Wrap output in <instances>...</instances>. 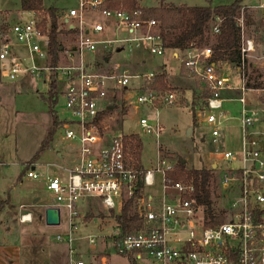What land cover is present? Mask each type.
Listing matches in <instances>:
<instances>
[{"label": "built area", "instance_id": "2783aa9c", "mask_svg": "<svg viewBox=\"0 0 264 264\" xmlns=\"http://www.w3.org/2000/svg\"><path fill=\"white\" fill-rule=\"evenodd\" d=\"M106 1L78 0V7L61 17L62 25L74 31L76 41L66 51L61 49L60 56H64H59L56 64L48 53V32L42 30L35 13H30L31 20L13 25L12 37L4 40L0 50L1 79L19 82L29 77L31 82H40L48 88L55 82L60 89L59 97L64 100V118L58 115L61 121L58 133L65 144L67 165H49L55 167L52 173L40 172L36 166L26 172L27 178L45 183L52 197L45 209L57 208L61 223L62 212L65 214L69 235L58 236L56 241L69 244L70 264H88L78 257L72 244L74 232L85 225L91 204L98 202L115 216L131 204L141 225L128 230L117 226L118 234L108 236L114 251L131 259V264H264V157L259 141L253 138L256 135L250 132L258 112L249 107L244 97L247 91L244 79L242 97L229 99L226 93L236 89L229 85L223 62L211 63V48L167 50L156 21L143 20L139 10L104 9ZM257 8L264 10V0H259ZM92 12L100 13L105 23L89 21ZM239 23L243 27V18ZM108 26L129 37L97 40ZM214 33H219L218 25ZM112 43L127 45L131 50L145 49L160 58L170 51L178 61L179 72L202 84L208 92L205 110L199 114L212 129L214 143L226 122L224 105L230 102L241 105L242 168L233 172L241 171L242 175L239 178L231 174L222 180L223 194L213 196L212 213L198 201L193 183L167 180L166 173L173 171L175 164L159 160L154 168L145 170L131 151L127 136L106 138L101 127L104 117L99 116L112 109L110 94L115 98L117 91H125L126 107L135 112L142 107H173L178 101L173 91L151 88L157 76L154 72L129 75L127 71L120 72V66L101 72L96 64L87 62L86 55L95 54L99 44ZM255 50L254 40L243 34L242 68ZM131 80L137 82L136 86H130ZM138 122L147 135L159 141V123H150L144 117ZM216 156L221 162L238 161L231 152H218ZM158 175L162 177L161 196H154L147 189L156 187ZM220 217L222 222L217 223ZM19 222L31 223L32 214L21 213ZM88 241L95 245L96 237L90 235ZM100 264H108V258L101 257Z\"/></svg>", "mask_w": 264, "mask_h": 264}, {"label": "rangeland", "instance_id": "374dc122", "mask_svg": "<svg viewBox=\"0 0 264 264\" xmlns=\"http://www.w3.org/2000/svg\"><path fill=\"white\" fill-rule=\"evenodd\" d=\"M169 1L176 2V0H139V5L142 8H149L145 6L172 4ZM213 1L218 5H229L235 0ZM249 1L258 2L259 0H248L247 2ZM193 2L194 5H201L200 0ZM76 7H78V0H44V8L58 10L59 25L67 32L59 37L65 51L74 45L76 35L68 33L65 24L61 25V17L68 10ZM258 14L262 17L260 12ZM35 15L40 18L44 16V13ZM32 16L33 14L21 11L19 0H0V50L4 45V40L12 37L13 25L20 21L27 22ZM88 20L105 23L104 18L98 12H92ZM249 35L250 33L245 30V38L254 40V37ZM127 37L129 36L120 34L113 27L108 26L106 32L97 36L96 39L106 41ZM253 54L255 58H252ZM63 56L61 54L60 57L63 58ZM104 59H107L106 63ZM86 60L92 64L97 63L96 68L98 67L97 69L101 72H108L120 66V72L127 71L129 75H133L136 73L134 67L140 69L139 73H145L144 69L147 66L140 67L141 61L144 60L147 65L154 66L161 62L162 58L153 56L145 49L131 50L127 45L112 43L110 46L99 44L95 54H87ZM248 60L259 63V66L263 64L261 72L264 74V48H259L257 53L255 50ZM61 61L68 63L67 60L61 59ZM1 65L0 60V68ZM171 65L176 66L175 62ZM223 69L227 73L230 87L236 89L226 97L230 99L242 97L243 93L240 90L243 83L240 75L235 72V69L230 73L226 68L223 67ZM146 73L149 72L146 70ZM178 75H175L178 77L177 80H168L166 77L169 90L164 91H173L178 98L177 104L173 107L159 106L158 109L142 107L139 112H135L132 108L126 107L125 91H117L115 98L110 94L112 109L104 116L103 124H101L102 131L106 134V138L120 135H137L141 138L144 145L141 164L145 170L154 168L159 160L176 164L179 159L185 160L189 169L212 168L216 171L214 189L220 194L222 193V180L234 174L233 170L242 168V163L239 161L243 143V131L239 122L241 105L237 102L224 105L223 111L227 115L226 122L221 127L220 137L214 143L211 135L212 129L203 123V117L199 114L200 110L204 112L206 107V102L202 97L205 90L203 85L182 72L178 71ZM136 83L135 80H131L130 86H136ZM51 89L52 86L48 88L40 82H31L29 77L19 82H10L0 78V264H70L71 262L69 244L56 241L58 236L67 237L69 235L64 212H62L63 222L59 226L46 225L40 215H44V205L52 202V197L42 180H32L26 176V170L33 166L46 174L52 173L55 169L49 165L64 166L66 164V161L62 162L61 158H57V153L62 152L66 155L65 144L60 139L58 128L49 149L38 159L34 158L42 141L52 128V114L47 102ZM187 90L190 91L188 94ZM244 97L247 102H258L257 92L245 91ZM123 107H126V112H123ZM64 110V100L58 96L55 111L60 118H64ZM263 115L258 112L255 118L256 123L250 132L256 135L253 138L259 141V149L264 157V134L263 136L258 134L259 131L264 132V125H260L259 121ZM143 117L150 123H159L161 126V136L158 142L147 135L139 125L138 120ZM218 152H231L238 158V161L221 162L219 157L211 155ZM161 178L158 175L156 187L147 189L148 193L161 196ZM12 203L19 208L14 207ZM22 206L25 207L26 212L34 213L36 220L33 224H19L21 213H25L21 212ZM84 223L85 225L79 227L73 234L75 241L72 249L79 258L88 264H100L101 257L106 256L108 264H131V259L117 254L113 249V242L108 236L118 234L117 223L104 206L98 202L92 203ZM90 235L96 237L95 245L89 244Z\"/></svg>", "mask_w": 264, "mask_h": 264}, {"label": "trees", "instance_id": "16d2710c", "mask_svg": "<svg viewBox=\"0 0 264 264\" xmlns=\"http://www.w3.org/2000/svg\"><path fill=\"white\" fill-rule=\"evenodd\" d=\"M206 2L207 6L201 7L162 4L159 7L142 8L139 5V0H107L103 8L109 10L124 9L128 12L141 11L143 20H154L158 24L157 30L165 49L183 51L191 47H209L212 51L211 63L223 62L237 68L245 81L246 90H264V74L249 60H245L244 68L241 67L242 37L245 30L250 32L255 25L252 16L243 8L244 0H235L232 4L219 6H213L211 0H206ZM20 9L25 13H44V16L39 18L40 26L44 32L46 30L48 32V53L52 62L53 64L58 63L61 49H63L59 37L67 33L59 25L58 10L44 8V0H20ZM241 18H243V27L239 23ZM217 25L219 33L216 34L214 27ZM256 32V30L253 31L254 40L261 42L262 37ZM68 33L72 34L74 31L69 30ZM152 87L156 90H169L166 84V75L164 73L158 74ZM59 92L58 84L54 82L47 99L52 114V128L42 141L38 152L35 154V159H38L41 154L49 149L53 136L61 124L58 113L55 111ZM202 97L204 101L208 98L206 90H204ZM126 111V107H123V112ZM108 112L101 114L99 119H102ZM126 141L136 158L141 161L144 148L142 139L137 135H131L126 137ZM234 174L241 178V171ZM166 178L171 183H193L198 201L205 204L210 213L214 211L213 196L217 194L214 189L216 183L215 170L206 167L189 169L186 163L179 159L174 165L173 171L166 173ZM111 215L122 230L138 228L141 225L131 204L125 207L120 215L115 216L113 213ZM221 222L222 217L218 219L217 223Z\"/></svg>", "mask_w": 264, "mask_h": 264}, {"label": "crops", "instance_id": "0c3cea01", "mask_svg": "<svg viewBox=\"0 0 264 264\" xmlns=\"http://www.w3.org/2000/svg\"><path fill=\"white\" fill-rule=\"evenodd\" d=\"M193 1H198V0H187V1H184V0H176V2H173V1H169V2H171L172 4L177 5V6H179V5H188L190 7L207 6L206 0H200L201 5H194L195 3ZM211 1H212L213 6H219L218 4H215L213 0H211ZM247 1L248 0H244V2H243V8H245L247 10V12L252 16V18H253V20L255 22V25L253 26L252 30L253 31L256 30L257 31L256 34L257 35H260L262 37L261 38V42H257V40H255V45H256L255 48H256V53H257V50H259V48H264V18H263L264 17V14H263L264 13V10H261V9H258L257 8V5H258V2L259 1L258 2H253V1L247 2ZM19 6H20V0H19ZM145 7H159V6H145ZM258 12L261 13L262 17L259 16ZM252 30L249 32L250 33V35H249L250 37H254V33H253ZM252 58H255V54L252 55ZM106 62H107V59H104V63H106ZM172 62H175V64H176L175 67L171 65ZM251 63H253L258 68V70L261 71V69H262L261 67H263L262 66L263 64H261V66H259V63H257V62H251ZM95 64L97 65V63H95ZM223 64H224V68H226L229 73L232 72L235 69V72H237L239 74V70L237 68H234L233 66H230L227 63H223ZM140 65H141L140 67H143V68H145V66H147V68L144 69L145 70V73H146V70H147V72H154L157 75L158 74H161V73H164L166 75V77L168 78V80L169 79L170 80H172V79L173 80H177L178 79V77L177 76L175 77V75H178L179 64H178V61H176V60H174L172 58L170 51H167L165 57L162 58V61L159 62V63H157L154 66L151 65V64L147 65L146 61H144V60L141 61V64ZM150 66H152V67H150ZM134 68L136 69L135 70L136 72H139L140 71L139 68H137V67H134ZM112 70L113 69H111L110 71H112ZM172 70L174 72H172ZM239 75H240V78L242 80L243 79L242 75L241 74H239ZM183 80H184V78H183ZM247 91H254V92H257V94H258V102H254V103L247 102L248 105H249V107L251 109L257 110L261 114H264V90H247ZM189 92H190L189 90L186 91L187 94ZM229 93L230 92H227L226 95L229 94ZM259 121H260V125H264V115H263V117H261V119H259ZM258 134L260 136H263L264 132L259 131ZM211 155H215L216 156V154H211ZM57 158H59V159L61 158L60 161H62V162H65L66 161L65 162L66 164H64V166L67 165V160L65 159V155L62 152L61 153H57ZM12 205H13V203H12ZM13 206L16 207L15 205H13ZM16 208H19V207H16ZM43 211L45 212V209ZM21 212H26V210L23 209V210H21ZM31 214H32V222L31 223L33 224L35 222L36 218H35L34 213H31ZM40 217H41V220H44V222H45V215H43V216L40 215ZM19 224L20 225H27L29 223H27V224H21V223H19ZM45 224H46V222H45Z\"/></svg>", "mask_w": 264, "mask_h": 264}, {"label": "water", "instance_id": "95a60500", "mask_svg": "<svg viewBox=\"0 0 264 264\" xmlns=\"http://www.w3.org/2000/svg\"><path fill=\"white\" fill-rule=\"evenodd\" d=\"M183 163H186L183 160ZM46 225L56 227L61 223L60 211L57 208H47L44 212Z\"/></svg>", "mask_w": 264, "mask_h": 264}]
</instances>
